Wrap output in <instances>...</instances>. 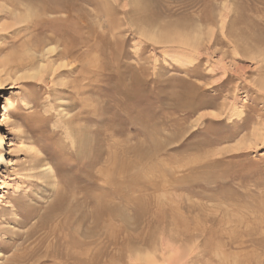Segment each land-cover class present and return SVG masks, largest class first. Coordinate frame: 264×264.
<instances>
[{"label": "rangeland", "instance_id": "rangeland-1", "mask_svg": "<svg viewBox=\"0 0 264 264\" xmlns=\"http://www.w3.org/2000/svg\"><path fill=\"white\" fill-rule=\"evenodd\" d=\"M59 1L0 0V264H264V0Z\"/></svg>", "mask_w": 264, "mask_h": 264}, {"label": "bare ground", "instance_id": "bare-ground-1", "mask_svg": "<svg viewBox=\"0 0 264 264\" xmlns=\"http://www.w3.org/2000/svg\"><path fill=\"white\" fill-rule=\"evenodd\" d=\"M42 1V0H41ZM61 1V0H60ZM60 1H59V3H60ZM55 2V1H54ZM61 4H63V3H61ZM68 4V3H67ZM41 5V4H40ZM45 5V4H44ZM55 5H57L56 3H55ZM58 6V5H57ZM63 6V5H62ZM65 6H67V5H65ZM44 8V7H43ZM48 8V7H47ZM52 8V7H51ZM54 8H55V6H54ZM57 9V8H56ZM65 9V8H64ZM70 9V8H69ZM39 10V9H38ZM37 10V11H38ZM61 10V9H60ZM36 11V10H35ZM45 12H47V11H45ZM45 12H43V13H45ZM56 12V11H55ZM37 14H38V12H36ZM50 13V12H49ZM58 13V12H57ZM63 13V12H62ZM40 14V13H39ZM46 14V13H45ZM34 15V14H33ZM42 15V14H41ZM40 15V16H41ZM51 15V14H50ZM35 16V15H34ZM38 16V15H37ZM46 16V15H45ZM65 16V15H64ZM69 16V15H68ZM44 17V16H43ZM48 17V16H47ZM39 18V17H38ZM46 18V17H45ZM44 18V19H45ZM36 21H38V20H36ZM48 21V20H47ZM46 21V22H47ZM57 21V20H56ZM51 22V21H50ZM49 23V22H48ZM57 23V22H56ZM61 23H63L62 21H61ZM69 23V22H68ZM41 25H42V28H40V29H45L44 28V26H45V21L42 19L41 20V23H40ZM39 24V25H40ZM60 24V23H59ZM58 25V24H57ZM38 26V25H37ZM49 27H51L52 28V26H51V24H49L48 25ZM62 26V25H61ZM72 26V25H71ZM56 27V26H55ZM58 27H59V25H58ZM48 28V27H47ZM64 28H65V26H64ZM64 28H62V29H64ZM73 28V27H72ZM41 30V31H42ZM55 30V29H54ZM70 30V29H69ZM65 31H68V29L67 30H65ZM191 31V30H190ZM208 31V30H207ZM59 32V31H58ZM189 32V31H188ZM38 33V32H37ZM64 33V32H63ZM192 33H193V31H192ZM195 33V32H194ZM206 33V32H205ZM57 34V33H56ZM66 34H67V32H66ZM208 34V33H207ZM237 34V33H236ZM63 35V34H62ZM68 35V34H67ZM70 35V34H69ZM194 35V34H193ZM58 36V35H57ZM61 36V35H60ZM64 36H65V33H64ZM149 36H151V38L155 41V42H169L170 41V38H168V36L166 37V38H163V37H161L160 35L159 36H157V35H149ZM173 36H175V35H173ZM196 36V35H195ZM59 37V36H58ZM63 37V36H62ZM197 37V36H196ZM234 37V36H233ZM58 39V38H57ZM65 39V38H64ZM63 39V40H64ZM240 39V38H239ZM59 40V39H58ZM66 40V39H65ZM51 41V40H50ZM61 41H62V39H61ZM60 42V41H59ZM77 42V41H76ZM79 42V41H78ZM171 42L173 43V42H175V44L178 42V43H181V44H183V45H191V46H193L194 47V45H193V42H191V41H189L187 38H185V37H180V38H176V39H172L171 40ZM195 42V41H194ZM51 43V42H50ZM63 44V43H62ZM245 44V43H244ZM81 45V44H80ZM66 46V45H65ZM70 46V45H69ZM241 47V46H240ZM246 47V46H245ZM64 48V47H63ZM68 48V47H67ZM70 48V47H69ZM51 49V48H50ZM50 49H49V51H50ZM66 49H64V51H65ZM69 51H70V49H68ZM68 50H67V52H68ZM53 50H51V52H52ZM63 54H64V52H63ZM66 54V53H65ZM68 54V53H67ZM262 55V54H261ZM196 67V66H195ZM36 76H37V74H36ZM37 78V77H36ZM261 86L264 88V82H262L261 83ZM221 87V86H220ZM244 117V116H243ZM242 117V118H243ZM246 117H248L247 115H246ZM245 117V118H246ZM244 120V119H243ZM240 121V120H239ZM203 124V123H202ZM204 129V128H203ZM242 129V128H241ZM216 131V130H215ZM211 134V133H210ZM2 145V141H0V146ZM0 159H2V154L0 153ZM58 206V205H57ZM56 207V206H55ZM58 211V210H57ZM61 211V210H60ZM53 212V211H52ZM56 212V211H55ZM57 213V212H56ZM50 214V213H49ZM34 215H36V214H34ZM51 215H52V213H51ZM25 216V215H24ZM41 216V215H40ZM39 216V217H40ZM47 216H48V214H47ZM50 216V215H49ZM53 216V215H52ZM52 216H50V217H52ZM35 217V216H34ZM53 218H55L54 216H53ZM34 219V218H33ZM32 220V219H31ZM34 220H36V219H34ZM40 220V219H39ZM61 221V220H60ZM28 223V222H27ZM33 223V222H32ZM58 224V223H57ZM27 225V224H26ZM35 225V224H34ZM49 225H51V223H49ZM49 227V226H48ZM57 227V226H56ZM55 227V228H56ZM59 227V226H58ZM34 229V228H33ZM58 230V229H57ZM60 231V230H59ZM57 233V232H56ZM56 233H54L55 235H57ZM46 234V233H45ZM49 234V233H48ZM62 234V233H61ZM118 234H119V232H118ZM63 236V235H62ZM61 236V237H62ZM35 238H37V237H35ZM52 238H54V236L52 237ZM51 238V239H52ZM54 240V239H53ZM67 240V239H66ZM59 241V240H58ZM33 242V241H32ZM50 242H52V241H50ZM57 243H59V242H57ZM57 243H52V244H49V245H47V247H46V249H45V252H44V257L46 258H50L51 256H52V254L53 253H56V255H61L64 259H62V260H60V261H56V260H54L53 258L55 257H51L52 259H53V264H67V261H68V259H69V253H68V251H63V245H62V243H60V244H57ZM67 243H68V240H67ZM57 244V245H56ZM43 242H42V240L41 241H39L38 243H35L33 246H31V247H29L28 248V250L23 254V255H21L20 257H18V256H12L11 258H9L7 261H8V263H12V264H45V263H43L44 261H42V259H40L39 258V255L41 256V250L43 249ZM44 246H45V244H44ZM22 247V246H21ZM57 249V250H56ZM100 251V250H99ZM57 252H59V254H57ZM98 253H100V252H98ZM43 255V254H42ZM54 255V254H53ZM98 255V254H97ZM43 257V256H42ZM41 257V258H42ZM46 258V259H47ZM56 258V257H55ZM98 258V257H97ZM58 259V258H57ZM45 260V259H44ZM71 260V259H70ZM95 260V259H94ZM100 260V259H99ZM149 259H147L146 261H148ZM90 261V260H89ZM96 261V260H95ZM75 262V261H74ZM152 262L153 263H155L154 261H153V259H152ZM151 262V263H152ZM51 263V262H50ZM71 263V262H70ZM94 263V262H93ZM150 264V263H149Z\"/></svg>", "mask_w": 264, "mask_h": 264}]
</instances>
